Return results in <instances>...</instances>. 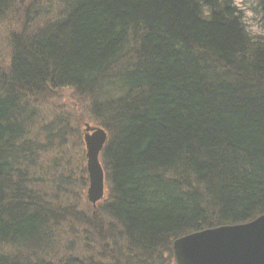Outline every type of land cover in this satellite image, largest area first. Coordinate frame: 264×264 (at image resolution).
<instances>
[{
  "label": "trees",
  "instance_id": "trees-1",
  "mask_svg": "<svg viewBox=\"0 0 264 264\" xmlns=\"http://www.w3.org/2000/svg\"><path fill=\"white\" fill-rule=\"evenodd\" d=\"M16 1L0 0V21ZM57 3L58 17L15 41L0 71V246L34 255L0 254V264H46L66 221L44 199L42 147L21 111L45 86L89 96L108 132L107 218L83 221L112 264H170L180 237L263 215L264 0H253L258 36L233 0Z\"/></svg>",
  "mask_w": 264,
  "mask_h": 264
},
{
  "label": "rangeland",
  "instance_id": "rangeland-1",
  "mask_svg": "<svg viewBox=\"0 0 264 264\" xmlns=\"http://www.w3.org/2000/svg\"><path fill=\"white\" fill-rule=\"evenodd\" d=\"M32 1L17 0L15 9L9 11L0 21V71L4 73L8 72L12 61L14 42L28 33L36 32L43 24L59 15L60 6L57 0H41L37 7L31 4ZM233 1L244 15L246 27L253 36L260 35L263 29L260 26V17L255 16L253 0ZM28 8L31 14H28ZM21 104L22 114L27 117L32 115L33 118L28 130L29 139L35 140L42 147V154H38L39 159L34 154V162H37L36 176L41 179L44 199L52 208L62 207L59 215L63 216L65 210L64 215L67 216L65 224L55 229L54 245L42 251L43 256H46V264H58V261L68 257L76 258L81 264H112L94 243L95 229L91 230L83 221L90 220L91 214L97 216L98 220L106 217L103 206L110 200L106 181L104 199L97 205L96 212L92 211L87 199L89 177L84 130L87 123L93 127H101L92 109L93 101L77 90L45 86L24 95ZM51 124H55L54 136L48 138L44 128ZM58 130L59 137L56 135ZM61 179L66 180L65 184H62ZM78 217H82V221ZM107 247L110 249L108 244ZM0 254L15 259L34 256L30 249H4L1 246ZM170 264H176L174 257Z\"/></svg>",
  "mask_w": 264,
  "mask_h": 264
},
{
  "label": "water",
  "instance_id": "water-1",
  "mask_svg": "<svg viewBox=\"0 0 264 264\" xmlns=\"http://www.w3.org/2000/svg\"><path fill=\"white\" fill-rule=\"evenodd\" d=\"M86 166L89 177L87 199L93 208L105 194L101 153L108 133L85 125ZM176 264H264V214L239 225H223L180 237L172 245Z\"/></svg>",
  "mask_w": 264,
  "mask_h": 264
},
{
  "label": "bare ground",
  "instance_id": "bare-ground-1",
  "mask_svg": "<svg viewBox=\"0 0 264 264\" xmlns=\"http://www.w3.org/2000/svg\"><path fill=\"white\" fill-rule=\"evenodd\" d=\"M103 170H104V167H103ZM104 176H105V172H104ZM105 181H106V176H105ZM104 187H105V186H104ZM105 188H106V187H105ZM104 195H105V194H104ZM103 199H104V197H103ZM103 199H102V200H103ZM101 202H102V201H101ZM101 202H99V203H101ZM99 203H98V204H99ZM98 204H97V205H98ZM97 205H96V207H97ZM96 207H95V208H96ZM237 225H239V224H237ZM212 228H215V227H212ZM212 228H211V229H212ZM189 235H190V234H189Z\"/></svg>",
  "mask_w": 264,
  "mask_h": 264
}]
</instances>
